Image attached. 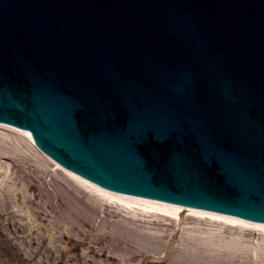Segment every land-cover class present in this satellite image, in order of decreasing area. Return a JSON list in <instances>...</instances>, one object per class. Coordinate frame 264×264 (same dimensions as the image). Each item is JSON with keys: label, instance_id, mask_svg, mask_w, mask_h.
<instances>
[{"label": "water", "instance_id": "95a60500", "mask_svg": "<svg viewBox=\"0 0 264 264\" xmlns=\"http://www.w3.org/2000/svg\"><path fill=\"white\" fill-rule=\"evenodd\" d=\"M0 122L105 188L264 222V0H0Z\"/></svg>", "mask_w": 264, "mask_h": 264}, {"label": "rangeland", "instance_id": "374dc122", "mask_svg": "<svg viewBox=\"0 0 264 264\" xmlns=\"http://www.w3.org/2000/svg\"><path fill=\"white\" fill-rule=\"evenodd\" d=\"M14 236L18 245L10 248ZM0 245V264H129L168 246L161 264H264V228L192 212L180 221L168 213L132 215L5 125Z\"/></svg>", "mask_w": 264, "mask_h": 264}, {"label": "bare ground", "instance_id": "6f19581e", "mask_svg": "<svg viewBox=\"0 0 264 264\" xmlns=\"http://www.w3.org/2000/svg\"><path fill=\"white\" fill-rule=\"evenodd\" d=\"M58 165V164H57ZM59 166V165H58ZM61 167V166H59ZM62 168V167H61ZM67 173H69L72 177H74L76 180L86 183L90 185L91 187H94V190L98 192V194H102V197H107L109 201H114L118 203L121 207L124 209L130 210V213L133 215H137L138 212L140 213H161L165 214L168 213L170 216L173 218L177 219L178 221L181 220L183 216H185L186 213L192 212L196 214H208L214 217H221L222 219L228 220V221H233L237 222L239 224H244V225H250V226H259L264 228V224L262 223H254L251 221L247 220H242L236 217L224 215V214H219V213H214V212H209L205 210H200V209H195V208H182L179 205H174V204H169L165 202H160L156 200H147L143 199L140 197H135V196H129L126 194H121L117 192H112L103 188H99L93 183L87 181L86 179L82 178L81 176L75 174L74 172L67 170L63 168ZM101 196V195H99ZM133 211V213L131 212Z\"/></svg>", "mask_w": 264, "mask_h": 264}, {"label": "flooded vegetation", "instance_id": "af4514ba", "mask_svg": "<svg viewBox=\"0 0 264 264\" xmlns=\"http://www.w3.org/2000/svg\"><path fill=\"white\" fill-rule=\"evenodd\" d=\"M8 242H9V246H10V248H15V247H17V246L15 245L16 241L14 242V241H12V240H9ZM0 249H1V246H0ZM7 249H8V248H7Z\"/></svg>", "mask_w": 264, "mask_h": 264}]
</instances>
